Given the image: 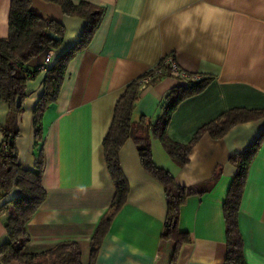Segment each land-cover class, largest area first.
Wrapping results in <instances>:
<instances>
[{
  "label": "crops",
  "instance_id": "1",
  "mask_svg": "<svg viewBox=\"0 0 264 264\" xmlns=\"http://www.w3.org/2000/svg\"><path fill=\"white\" fill-rule=\"evenodd\" d=\"M105 9L87 48L69 64L59 98L45 112L44 205L27 223V253L38 254L62 242H77L83 264L90 243L115 194L107 170L103 141L126 87L148 74L167 56L189 75L212 77L200 94L183 101L168 126L169 138L189 144L202 127L232 109L264 110V0H73ZM11 0H0V39L9 34ZM34 12L66 29L52 64L83 34L86 21L64 15L61 7L31 0ZM45 53L25 65L27 98L19 116V161L31 170L37 161L33 112L44 91L47 71H40ZM188 82L173 76L141 89L134 120L155 122L167 93ZM7 104L0 100V145ZM264 131V118L235 126L213 140L204 134L177 166L157 140L153 160L186 187L209 182L212 189L190 197L181 207L178 228L187 233L174 264H226L228 244L224 203L236 175L231 156L245 152ZM41 147V145H39ZM120 163L130 185L126 203L112 221L95 264H170L173 243L162 240L167 218L164 187L147 173L135 143L121 148ZM21 193L12 189L3 204ZM246 264H264V144L254 160L239 213ZM9 238L0 217V247Z\"/></svg>",
  "mask_w": 264,
  "mask_h": 264
},
{
  "label": "trees",
  "instance_id": "2",
  "mask_svg": "<svg viewBox=\"0 0 264 264\" xmlns=\"http://www.w3.org/2000/svg\"><path fill=\"white\" fill-rule=\"evenodd\" d=\"M44 1L59 5L66 16L84 19L86 26L79 42L61 54L47 71L43 94L33 112L35 140L40 153L34 168L25 169L19 161L16 147L20 138L18 120L23 112V102L27 98V83L34 78V74L24 73L25 65L48 50L58 51L65 38L66 29L62 24L45 19L34 12L31 0H11L9 34L7 38L0 39V100L8 106L6 126L2 128L3 142L0 145V203L12 189L19 190L21 194L0 205V217L5 216V229L9 238V241L0 247L1 264H83L82 249L77 242L58 243L38 254L27 253L26 248L31 241L27 223L48 197L43 186L45 172L42 145L43 116L48 108L57 102L69 64L77 54L87 48L102 21L105 9L88 2L76 3L73 0ZM49 34L58 39L50 37ZM163 60L156 67L161 69L160 73L150 84L171 76L169 67ZM194 76H198L199 79L188 81V86L175 88L167 93L161 115L155 122H151L145 116L134 120V112L141 96L142 77L130 83L117 101L111 125L103 141L105 162L115 186V194L91 240L88 264H95L103 239L109 232L113 219L126 203L130 192V185L119 158L121 148L128 140L135 143L143 169L164 187L167 218L162 240L173 243L170 264H174L181 247L191 241L189 235L180 232L178 228L181 207L190 197L202 196L209 192L219 178L221 169L215 172L209 182L191 187L181 186L168 171L155 165L152 140L159 141L170 159L177 166L184 167L190 162L192 148L204 134H209L213 140H219L239 124L264 118V110L232 109L202 127L189 144L172 141L168 136V126L177 107L186 99L203 92L213 81L212 77ZM18 98L22 102L20 107L17 106ZM263 144L264 131L245 152L233 155L229 159V163L236 169V175L224 203L228 244L226 264H246L244 239L239 228V213L250 168Z\"/></svg>",
  "mask_w": 264,
  "mask_h": 264
},
{
  "label": "built area",
  "instance_id": "3",
  "mask_svg": "<svg viewBox=\"0 0 264 264\" xmlns=\"http://www.w3.org/2000/svg\"><path fill=\"white\" fill-rule=\"evenodd\" d=\"M53 56H54L53 50L46 51L44 61L39 67L40 71H43V72L48 71L50 65L52 64ZM163 63L168 65L170 75L173 77L184 79L187 82L188 81H196L197 79H199L198 76L189 75L185 71L181 70L178 67V65L176 64V60L172 55L167 56L163 60ZM160 70L161 69H159V68H154L144 78H142V80L140 81L141 87L142 88L145 87V85H147L150 81H152V79H154L156 77V75H158V73H160Z\"/></svg>",
  "mask_w": 264,
  "mask_h": 264
},
{
  "label": "water",
  "instance_id": "4",
  "mask_svg": "<svg viewBox=\"0 0 264 264\" xmlns=\"http://www.w3.org/2000/svg\"><path fill=\"white\" fill-rule=\"evenodd\" d=\"M49 36H50V37H54L53 34H49ZM54 38H55V39H58L57 37H54ZM21 104H22L21 99L18 98V99H17V106L20 107Z\"/></svg>",
  "mask_w": 264,
  "mask_h": 264
},
{
  "label": "rangeland",
  "instance_id": "5",
  "mask_svg": "<svg viewBox=\"0 0 264 264\" xmlns=\"http://www.w3.org/2000/svg\"><path fill=\"white\" fill-rule=\"evenodd\" d=\"M146 75H147V74H146ZM146 75H145V76H146ZM145 76H143L142 78H144ZM150 83H151V81H150L147 85H145V86L150 85ZM141 88H142V87H141ZM44 138H45V137H44ZM43 144H44V141L42 142V145H43ZM39 153H40V152L38 151V152H37V155H39Z\"/></svg>",
  "mask_w": 264,
  "mask_h": 264
}]
</instances>
